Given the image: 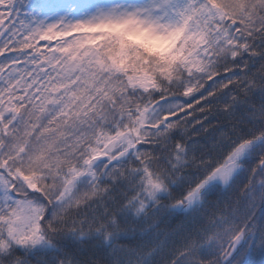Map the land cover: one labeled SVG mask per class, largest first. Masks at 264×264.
<instances>
[{
    "label": "snow or ice",
    "instance_id": "obj_1",
    "mask_svg": "<svg viewBox=\"0 0 264 264\" xmlns=\"http://www.w3.org/2000/svg\"><path fill=\"white\" fill-rule=\"evenodd\" d=\"M0 264H264V0H0Z\"/></svg>",
    "mask_w": 264,
    "mask_h": 264
}]
</instances>
